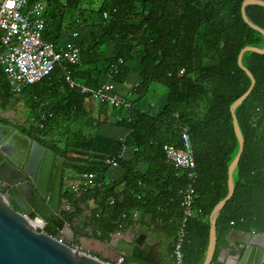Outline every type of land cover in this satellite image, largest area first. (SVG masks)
<instances>
[{"label":"trees","instance_id":"obj_1","mask_svg":"<svg viewBox=\"0 0 264 264\" xmlns=\"http://www.w3.org/2000/svg\"><path fill=\"white\" fill-rule=\"evenodd\" d=\"M244 1L49 0L41 38L58 44L64 32L77 33L70 39L80 50L79 63L69 66L75 80L95 89L119 61L125 64L113 77L115 85L123 86L133 72L140 78L129 98L130 108L110 112L118 120L114 126L127 132L125 144L137 149L116 170L84 157H116L122 147L120 140L107 138L91 121L89 95L71 89L57 71L14 96L0 67V108L11 109L21 100L29 114L28 130L22 129L23 133L61 157L69 170L97 176L95 188L73 203L76 207L91 202L94 208L82 220L74 219L84 216L83 210L70 219L81 236L107 243L110 235L138 225L148 234L163 232L172 241V257L182 217L177 191H184L189 181L167 162L162 148L181 147L176 126L185 125L198 174L194 207L201 215L187 226L182 264L204 263L209 216L226 196L228 168L239 149L229 106L251 85L237 64L238 56L245 47L264 50V37L242 19ZM245 12L264 31V7L248 5ZM242 63L256 85L234 110L244 151L234 171L233 194L216 221L213 262L227 247L232 231L264 234V55L246 52ZM102 111L107 112L104 104ZM39 113L51 115L42 131L28 125ZM108 171L118 172L119 178L97 186ZM132 211L138 212L137 219ZM144 218H150V223L146 225ZM44 233L55 235L49 226ZM125 261L147 264L139 248Z\"/></svg>","mask_w":264,"mask_h":264},{"label":"water","instance_id":"obj_2","mask_svg":"<svg viewBox=\"0 0 264 264\" xmlns=\"http://www.w3.org/2000/svg\"><path fill=\"white\" fill-rule=\"evenodd\" d=\"M248 5L264 7L263 0H245L241 6L243 21L264 37V31L247 18ZM246 52L264 55V50L245 47L237 64L251 81L249 89L229 106L231 125L239 149L228 168L227 193L209 216V242L202 264H264V234L232 231L229 245L222 249L216 261V221L225 203L233 194V175L244 151V138L238 127L234 110L245 102L256 81L243 65ZM64 160L53 151L32 141L12 126L0 123V264H107L86 254L80 247L79 235L74 236L68 213L60 207L61 178ZM38 220L51 227L55 235L37 232L29 220ZM147 236L140 234L133 242H107L117 258H131L136 248H143Z\"/></svg>","mask_w":264,"mask_h":264},{"label":"built area","instance_id":"obj_3","mask_svg":"<svg viewBox=\"0 0 264 264\" xmlns=\"http://www.w3.org/2000/svg\"><path fill=\"white\" fill-rule=\"evenodd\" d=\"M57 1L65 2V0ZM48 2L49 0H0V67L5 74L12 94L18 96L26 87H31L43 82L45 79H50L57 71H60L71 89H77L80 93L89 95L90 101L93 103L104 104L109 112L116 109L130 108L129 98L132 92L129 95H118L116 93L118 86L113 83V77L123 67L124 61L112 64L106 76L107 80L97 88L90 89L75 80L69 69V66L79 63L80 50L78 47L71 41L58 45L42 40L41 35L45 28L44 18L48 9ZM103 17L107 18L108 15L105 13ZM76 36L77 33L75 31L70 33L71 39H74ZM183 75L184 70H181L179 76ZM137 86L138 84L134 88ZM44 106H46L45 103L41 104L40 108H44ZM8 112H11V114ZM12 116V109L0 108L1 121L10 119ZM50 117L49 113H39L37 119H31L28 125L42 131L44 123ZM174 117L176 118V115ZM115 121L118 122L116 119ZM176 127L179 132L181 147L176 148L166 144L163 145L162 149L167 162L173 165L175 169L183 171L189 181L184 191H177L182 217L172 246L173 263L182 264V246L187 235V226L191 221L198 219L201 212L195 211L194 207L196 197L193 185L198 179V174L189 128L185 125ZM125 140V136L120 139L122 147L116 157L99 155H85L84 157H88L93 162L102 163L107 168L116 170L119 168L120 163L127 159L131 151H137L136 148L130 149L125 144ZM96 179L95 173L83 172L78 174V179L75 182L68 184L66 191L63 193L65 195L60 197L59 205L68 213L70 219L77 215V211H85L82 203H78L76 207L73 203L77 201V198L82 193L92 191L95 188ZM112 202V200L109 201V203ZM131 214L133 219H137L139 216L136 211H132ZM28 220L37 232L44 233L45 224L38 220H30L29 218ZM135 227L133 228L134 230L127 229L130 230L131 234L125 231L110 235L109 241L126 240L133 242L140 235L136 233ZM125 260L126 256L120 255L112 264H135Z\"/></svg>","mask_w":264,"mask_h":264},{"label":"crops","instance_id":"obj_4","mask_svg":"<svg viewBox=\"0 0 264 264\" xmlns=\"http://www.w3.org/2000/svg\"><path fill=\"white\" fill-rule=\"evenodd\" d=\"M70 39L71 38L69 37V34L65 35L63 44L68 41H71ZM139 81H140V78L138 74L134 72L131 73L128 79L126 80V82L123 84V86L117 88L116 93L121 96L129 95L132 92L135 85L139 83ZM90 104H91V111H92L91 117H90L91 121H92V118L102 121L101 125L98 124L99 126L98 125L96 126L95 123L93 124L97 128H99L100 132L103 135H105V133L110 135L114 130L118 129L116 126H114L116 121H115V118H112L110 116V112L107 110L106 113H103L102 111L103 104L93 103L91 101H90ZM0 123H4V122L0 120ZM6 125L12 126L14 129L20 130L22 133H23L22 129L28 130L26 126H23L22 124H19V123L17 124L16 123L15 124L6 123ZM121 131L122 133L119 135L117 134L115 138L108 137L106 135L105 136L107 138L120 140L124 138V136L127 134V132L124 129L123 130L121 129ZM142 169L143 168H141V170ZM118 178H119L118 172L108 171L107 173L103 174V180H100L97 186H101V185L107 186L113 183L114 181H116V179ZM76 179H78V174L69 170V173L65 178L66 185H65L64 190L66 191L68 184L75 182ZM82 206L86 209L84 211V214H86V216H79L77 219H74V220H82L83 218L88 217L87 214H89V212L94 209L93 204L91 202H86ZM142 221L147 225L150 223V218H144ZM69 224L74 233V236L79 235L80 247L86 254L91 255L92 257L98 258L101 260V262L107 263V264H112L114 263L115 260H117L116 254L112 251V249H110L108 243H102L101 241H98L92 238L83 237L79 233H77L75 229L73 228L77 223L73 225L71 224V222H69ZM135 230L137 234L138 233L145 234L147 236L144 247L142 249L139 248L145 254L146 259H147L146 261L147 264H174L173 263L174 261L170 254V248H171L172 241L163 232L148 234L146 233V228H143L138 225L135 227ZM125 231L131 234L130 230L125 229L123 232ZM228 245H229V242L227 241V246Z\"/></svg>","mask_w":264,"mask_h":264},{"label":"rangeland","instance_id":"obj_5","mask_svg":"<svg viewBox=\"0 0 264 264\" xmlns=\"http://www.w3.org/2000/svg\"><path fill=\"white\" fill-rule=\"evenodd\" d=\"M65 34H62L59 41H58V45H61L63 44V40H64V37L65 35L67 34H70L69 32H64ZM161 91H163L161 89ZM12 110H13V116L10 118V119H7L8 122L10 123H19V124H22L23 126H26L27 127V120L29 118V114H28V111H27V108L22 104L21 100H16L14 103H12ZM11 114V112H8ZM103 120V119H102ZM104 121V120H103ZM92 122L95 123V125L97 126L98 124L101 125V122L100 120L98 119H94L92 118ZM98 125V126H99ZM122 131L120 128L114 130L110 135L109 134H106V136L108 137H112V138H115L117 136V134H121ZM69 173V169L67 167H64V171H63V176L61 178V189H60V196L63 195V193L65 192V185H66V181H65V178L66 176L68 175ZM86 210V209H85Z\"/></svg>","mask_w":264,"mask_h":264}]
</instances>
